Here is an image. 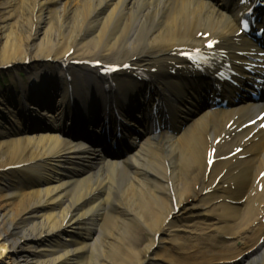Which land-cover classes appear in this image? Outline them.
Returning a JSON list of instances; mask_svg holds the SVG:
<instances>
[{
    "label": "bare ground",
    "instance_id": "obj_1",
    "mask_svg": "<svg viewBox=\"0 0 264 264\" xmlns=\"http://www.w3.org/2000/svg\"><path fill=\"white\" fill-rule=\"evenodd\" d=\"M239 12L232 0H0V66L12 65L9 72L28 70L21 81L14 78L19 90L15 82L8 84L10 100L25 109L23 102L33 100L32 113L42 117V111L54 107L40 109L42 103L36 101L49 88L63 94L65 72L74 69H60L67 58L147 67L169 63L176 48L199 43V33L233 45ZM120 76L111 90L90 79L81 83L83 76L77 82L83 93L93 86L102 95L93 106L112 105L110 96L119 103L133 77L128 72ZM174 87L167 83L168 89ZM8 103L0 89V259L6 255L10 261L2 264H85L78 260L87 252L88 264H233L254 248L229 256L237 249L222 248L217 235L242 240L245 246L249 234L258 230L252 226L257 209L240 212L226 201L245 194L264 167V133L244 143L250 154L246 161H219L210 171L207 164L208 149L223 123H237L247 108L203 112L185 129H176L177 135L145 139L136 154L105 161L95 174L71 175L65 169L82 161L84 142L56 132L30 135L26 129L32 127L21 123L16 127L24 129L10 132L12 124L2 121ZM50 115L57 131L60 117ZM229 182L238 190L226 187ZM214 183L213 192L202 195ZM112 201L120 214H106L96 233V206L110 210L103 202L113 206ZM234 214L239 218L235 224L220 223ZM213 243L221 246L213 248ZM261 250L250 264H264V246ZM216 251L226 253L210 256Z\"/></svg>",
    "mask_w": 264,
    "mask_h": 264
},
{
    "label": "rangeland",
    "instance_id": "obj_2",
    "mask_svg": "<svg viewBox=\"0 0 264 264\" xmlns=\"http://www.w3.org/2000/svg\"><path fill=\"white\" fill-rule=\"evenodd\" d=\"M6 77H7V75H6ZM6 81H9V78H7ZM2 84H3V78H2V76H1V74H0V85H2ZM17 89H18V88H17ZM103 236H104V234H103V232H102V237H103ZM4 262H10V261H9V257L6 256V255L2 256L1 259H0V264H2V263H4Z\"/></svg>",
    "mask_w": 264,
    "mask_h": 264
},
{
    "label": "snow or ice",
    "instance_id": "obj_3",
    "mask_svg": "<svg viewBox=\"0 0 264 264\" xmlns=\"http://www.w3.org/2000/svg\"><path fill=\"white\" fill-rule=\"evenodd\" d=\"M243 2H244V3H247L248 0H243ZM244 27L247 28V23L244 24ZM212 46H213L212 44H209V47H212ZM185 55H188L189 58H191V56H190L189 54L185 53ZM126 67H130V66H126ZM113 70H114V71H119L120 69H119V68H113ZM262 115H264V114H262Z\"/></svg>",
    "mask_w": 264,
    "mask_h": 264
}]
</instances>
